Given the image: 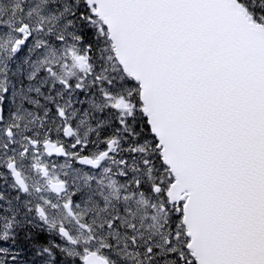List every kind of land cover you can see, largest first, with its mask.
I'll use <instances>...</instances> for the list:
<instances>
[{
    "label": "snow or ice",
    "instance_id": "6c2138e0",
    "mask_svg": "<svg viewBox=\"0 0 264 264\" xmlns=\"http://www.w3.org/2000/svg\"><path fill=\"white\" fill-rule=\"evenodd\" d=\"M0 264H264V0H0Z\"/></svg>",
    "mask_w": 264,
    "mask_h": 264
}]
</instances>
